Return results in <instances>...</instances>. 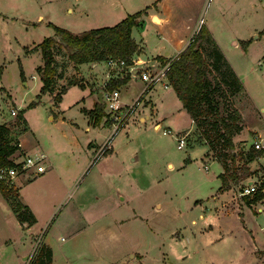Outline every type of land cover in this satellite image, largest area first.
Masks as SVG:
<instances>
[{
    "label": "rangeland",
    "instance_id": "1",
    "mask_svg": "<svg viewBox=\"0 0 264 264\" xmlns=\"http://www.w3.org/2000/svg\"><path fill=\"white\" fill-rule=\"evenodd\" d=\"M142 3V0H0V123H14L19 110L31 100H36L34 106L25 109L24 116L41 142L55 155L58 151L76 146L79 162L83 163L84 157L89 160L84 169L78 170V175L70 184L65 182L62 185L51 175L48 180L46 176L50 171L47 167L34 176L19 174L13 179L11 186L17 189L19 183L17 190L21 195L18 198L29 208L34 221H18L9 200L0 195V264H29L27 259L21 258L22 255L28 253L33 244L28 254L32 257L34 250L46 238L53 247V264H118V261L131 259L129 256L134 252L143 254L142 264H242L241 242H238V238L231 236L213 246L203 245L200 239L199 224L210 220V215L219 206L218 201L214 202L210 196L218 187L217 174L221 167L211 153L205 154L206 144L199 138L189 115L181 109L176 95L163 86V78H159L152 89V84L149 85L130 103V107L128 104L120 108L122 111L129 108L123 122L118 124L112 120L102 106V126L93 127L89 122L92 126L89 124L88 131L84 130L85 116L81 112L84 107H79H91L92 96H86L85 102L72 105L77 95H84L82 89L78 88L80 92L77 89L69 90L57 106L53 104V95L63 84V80H57L59 85L56 89L36 98L40 83L32 74L35 66L41 62V56L38 52L24 55L22 45L38 43L46 36L57 38L50 24L73 32L111 25L103 24L110 21L105 19L111 10L121 5L137 10ZM200 7L202 21L223 14L225 24L221 28L217 25L213 27L219 36L221 33L222 47L240 71L247 90L248 95L242 91L233 97L232 102L241 115L244 127L233 141V151L238 156L241 154L233 166L242 172L244 154L248 148H255L253 144L259 142L258 150H264V111H261L264 110V34L254 30L259 29L264 21V0H203ZM254 31L261 36L253 38ZM144 34L148 35V46L157 40L164 41L154 30L144 31ZM134 35L137 36L135 32ZM233 38L239 47L233 46ZM239 39L249 40L251 44L242 48ZM166 49L171 51L172 48ZM65 56L64 49L56 50L57 60L64 63ZM171 57L164 55L156 62ZM133 58L132 62L135 63ZM149 62H142L140 68L149 65ZM19 64L25 76L23 80L28 81L27 86L19 76ZM100 65L95 74H87L86 69L78 68L74 76H83L90 81L95 79L97 90L106 80L99 77V73L104 77L107 73L113 77L119 75L115 67L110 68L104 62ZM96 74L98 76L95 77ZM99 78L101 80L98 81ZM139 84L144 86L139 73L129 75L126 83L118 88L119 98H132ZM146 93L154 101L153 106L146 99ZM152 108L154 111L150 117L139 120L135 116L136 111L139 116L143 112L149 114ZM11 109H16L15 115L10 114ZM50 115L52 118H49ZM159 116L161 119L157 118ZM157 119L159 127L155 129L154 121ZM114 125H117L116 128ZM181 126L188 127L186 143L177 149L174 134L178 133ZM13 127L16 140L24 137L22 146L25 151H29L28 148L35 145L36 140L35 136L29 134L25 120L22 119L21 123ZM111 128L115 129L107 137L110 141H104L95 149H88L90 140L100 143ZM167 128L172 132H165ZM257 132L262 140L256 135ZM108 144L111 148H108ZM23 155L21 148L15 150L11 158L19 160ZM261 155L263 158L255 157L257 164L253 163L254 175L245 178L247 181L251 179L257 188L264 180L260 177L264 151ZM131 157L136 158L131 161ZM167 161L172 163L171 167H168ZM203 163L208 165L207 170L202 168ZM34 182L44 190L34 189ZM243 183L237 181L235 186L239 196H242L239 189ZM107 193L111 194L113 202L128 200V205L134 208L128 213L119 211V220L133 214L136 218L120 222L102 218L90 222L76 213V202L89 205L96 196ZM121 196L122 201L119 198ZM58 200L49 219L43 222L50 205ZM28 204L36 207V213ZM253 214L258 215L257 219L263 225L264 212ZM64 220L69 221L67 227L61 226ZM237 222L238 219H234L233 225ZM83 227L80 235L73 238L69 236V232ZM218 231L213 226L215 237L220 233ZM259 253L264 255V248Z\"/></svg>",
    "mask_w": 264,
    "mask_h": 264
},
{
    "label": "trees",
    "instance_id": "2",
    "mask_svg": "<svg viewBox=\"0 0 264 264\" xmlns=\"http://www.w3.org/2000/svg\"><path fill=\"white\" fill-rule=\"evenodd\" d=\"M143 12L140 10L127 14L113 25L89 28L79 32H72L50 24L57 38L46 36L37 44L42 63L35 68L41 81L36 98H39L40 94L51 92L54 89L56 78L62 76L65 69L63 67L68 62L78 64L105 61L109 57H117L123 59L126 65L132 64V56L137 51L138 45L132 39L130 32L131 28L139 22ZM259 33H264V27ZM248 41L242 40L241 47L245 48ZM59 49H64L66 52L64 63L56 59V50ZM162 58L158 56V59ZM57 65L61 67L59 72ZM19 76L22 80L24 79L20 64ZM165 77L182 107L190 116L199 138L206 144L208 154L211 153L222 166V171L217 175L220 179L219 188L248 177L252 172L246 163L255 159L264 150L248 148L244 154L245 161L242 172L233 166L238 153L233 151L232 137L239 133L243 126L241 115L232 102L233 97L245 90L240 78L204 24L199 25L186 46L172 57L165 71ZM125 81V77L111 78L108 80L106 88L109 90L117 88ZM70 85L82 88L84 84L81 78L74 75L67 77L66 82L53 95L54 104L60 101L61 94ZM36 103V100H31L26 107H32ZM23 111V109L19 110L14 123H0V167L12 165L11 154L15 150H19L15 145L13 126L21 123L24 119ZM81 111L88 117L92 125L99 124L101 117L104 116L102 104L97 101L91 109H81ZM263 188L264 180L260 182L253 195L243 196L250 197V201L257 200L263 195ZM0 195L9 200L10 208L18 221L26 223L34 221L29 208L19 200L17 189L0 181ZM50 262V247L44 243L39 244L34 250L29 264H50Z\"/></svg>",
    "mask_w": 264,
    "mask_h": 264
},
{
    "label": "crops",
    "instance_id": "3",
    "mask_svg": "<svg viewBox=\"0 0 264 264\" xmlns=\"http://www.w3.org/2000/svg\"><path fill=\"white\" fill-rule=\"evenodd\" d=\"M234 1L236 2L238 0H234ZM142 2L143 3L141 4V7L137 10L126 8L125 5L118 6L114 10H111V12H109L110 14L106 15L105 20H110V21L103 23V24H109L110 23L111 25H113V24L117 23L118 21H120L122 18H124L127 14L134 13V12L140 11V10L144 11L139 18V22L137 23V25H135L131 28V32H130L132 39L138 45L137 51L133 54V57H134L133 59L135 62L134 65L137 66L134 68V70H136V74H137V71L141 69L140 66H141L142 62H144V61L146 62L147 60H149L150 62H149V65H147V66L152 65L154 68L157 65L156 60H158V56H161V57H164V55L175 56L179 51H181L186 46L189 38L198 29L199 25L204 24L207 27V29L209 30L214 41L217 43V45L220 48L221 52L223 53L224 57L226 58V60L231 65L232 69L237 74V76L240 78L242 85L244 87L245 93L247 94V90H246L245 84L243 82V77L240 74V71H238L236 69L234 63L232 62L230 57L225 53V51L222 47L221 33H219L220 34V36H219L213 27V25H217L221 28L225 24V19H224L222 13L216 14L215 17H211L208 20L202 21V18H200L199 13H200V8H201L200 4H201V2H203V0H142ZM68 10H70V8H68ZM240 10H242V8H240ZM110 16H112V17H110ZM213 18L217 22H215V20ZM101 26H108V25H101ZM259 26H260L259 29H254V30L255 31L259 30V32H260L262 30V28L264 27V21H262L261 25H259ZM98 27H100V26H98ZM82 30H85V29H82ZM82 30H80V31H82ZM148 30H154L155 33H157L159 36L163 37L164 41L157 42L158 41L157 40L155 43H152L151 45L148 46V44H149L148 43V35L144 34L145 36H143V32L144 31L146 32ZM220 31H222V29H220ZM255 31L253 32V34H254L253 38L256 39V38H259L261 35H259V33L255 32ZM134 32L137 34V36L134 35ZM261 34H264V33H261ZM239 40H240L239 41V44H240V42L242 40L241 39H239ZM38 43H27V44L22 45L23 54L24 55H30L34 52H38L40 54V51L37 47ZM231 43L233 44L234 47H239V45L237 46V42L234 38L231 39ZM250 44H251V42H249L246 45V48ZM28 46H30V47H28ZM167 47L172 48L171 51L169 49H166ZM103 62L105 63V61H92V62H83V63H78V64H72L71 62H68L66 64V66L63 67L65 69L63 70L62 76L57 77L56 81L57 80H63L62 83L64 84L66 82V78L71 76V75H74V73L77 72L78 68L79 69H82V68L86 69L85 73H87V74H95L96 72H98V67H100L101 66L100 64ZM41 63H42V59H41V62L39 64H37L36 66L40 65ZM36 66H35V68H36ZM35 68H34V72L32 74V77H34L41 85V81L39 79L37 72L35 71ZM60 69H61V67L57 65V71L58 72ZM68 70H70V72H68ZM118 74H119L118 78H120V77L124 78L125 77L126 81L129 78V76L124 72H120ZM99 75H100L99 77H102V79L106 78L105 81L109 80V79H107V77H104V75L102 73H99ZM84 76H85V74H84ZM96 76H98V74H96L95 77ZM80 78L84 84L83 87L80 88L77 85L68 86L66 88V90L61 94L60 101H58L56 103L57 106H59L58 103L62 101L63 96L69 90H71V89H77L78 90V88L83 90L84 95L83 96L80 94L77 95L76 100L74 101V103H72V105H78V104H80V102H85L84 99L86 96H92V100H91L92 105H91V107H85L82 105L79 107L80 109L83 107H84V109L86 108V110L91 109L95 101L99 102L98 98H96V97H97L98 93L102 91V87H99L97 90H95V87L97 85L95 79L90 81L89 79H86V77H83V76ZM160 78L164 79L163 86H166L171 92L174 93L172 87L167 82L166 77L162 76ZM87 80H89L90 82H88ZM99 80H101V78H99L98 81ZM126 81L124 83H126ZM22 83L25 84V86L28 85V81L26 79L23 80ZM40 85H39V87H40ZM58 85L59 84H57V82H55L54 89H56V86H58ZM119 86L116 88L117 90H118ZM153 86L154 85H152V87L150 89H152ZM142 87H143V85L140 86V84H139V86H138L139 89H137V92L130 99H128L125 96L120 97L119 100H120L121 106H126V105L132 103L134 101V99L138 95H140V92L142 91ZM47 93L49 94V92H47ZM146 94H145L147 96L146 99H148V102H150V104L153 106L152 102H154V101H151V98L149 97L148 93H146ZM178 101L180 102L179 99H178ZM127 102H129V103H127ZM180 104H181V102H180ZM18 107H16V108L19 109ZM143 107L144 106H142V108ZM26 108L27 107L22 108L24 110L23 111V117L25 119V123H26V127L28 128V132L30 135L35 136L34 139L36 140L35 141L36 143L34 142L35 145L28 148L29 151H25L22 144H21V146H22L21 148L23 149L24 152L29 153V154L36 153V152L44 153L46 167L50 171L49 172L50 174L48 176H46V178L48 180H49V177L51 175V177L55 176L58 179V183H61L62 185H64L65 182L67 184H70L72 182V180H74L76 178V176L78 175V170L84 169V167L87 165L89 160H85V157H84V159H83L84 162L83 163L79 162V160H80V158H78L79 152H76L77 151L76 146L73 148H70V149L67 148V149H65V151H58V153H57L58 156L55 155L53 153V151H51L49 149V147L47 148V146L43 142H41V139L38 138L35 135V133L32 131V127L29 126V124H28V122L24 116ZM181 109H183L186 112V110L182 107V104H181ZM142 110L144 111V109H142ZM153 111L154 110L152 108V111H150L149 114L148 113L144 114V112H143V114L141 116L137 115L138 113L136 111L135 116H137V118L139 120H141L142 117L143 118L144 117H146V118L150 117L153 114ZM261 111H264V110L261 109ZM84 116H85L84 130L88 131V130H90L91 124L89 123L88 117L85 114H84ZM49 118H52V115H50ZM157 118L161 119L160 116ZM190 120H191V118H190ZM191 124H193L192 120H191ZM178 125H180V124H178ZM95 126L96 127L102 126V124L100 123L98 125H93V127H95ZM158 127H159V122L157 119L154 121V128L157 129ZM193 127H194V125H193ZM243 128L244 127H242V129ZM167 129L171 131L170 128H167ZM187 129H188V127L185 128V126H181L179 128L178 132L179 131H187ZM194 129H195V127H194ZM242 129L240 130V132L242 131ZM111 131H113V128H111V130L108 132L107 136L100 143H97L96 140L95 141L90 140L87 143L88 149H95L97 146L102 144L104 141H106V140L110 141V139H107V137L111 133ZM240 132L235 134L232 137V141H234L235 136H238L240 134ZM256 135L260 136V138L262 140V136L259 135L258 132L256 133ZM24 141H25V138L22 141V143ZM262 141H264V140H262ZM109 147L110 146L108 144V148ZM206 153H208V149L205 152V154ZM260 157L263 158V155L260 154L256 158H260ZM135 158L136 157H131L130 160L134 161ZM216 161L220 164V162L218 160H216ZM256 161H257L256 159H253V160L246 163V166L252 172L251 174H253L252 170L254 169L253 163L257 164ZM167 165H168V167H171L172 163L170 161H167ZM220 167H221V170H220V172H221L222 171L221 164H220ZM202 168L204 170H207L208 165L203 163ZM260 175H261L260 177L264 179V169H263V172L260 173ZM248 178H249V176H248ZM218 181H219L218 187H217L216 191L211 194L210 197L214 202L218 201L219 206L215 209L213 214L210 215L211 219L204 221V222H201V224H199V228H198L199 229L198 234L200 236V239H201L203 245L213 246V245L217 244L218 242H220L221 240L223 241V239H227L231 236H234V237L238 238L237 239L238 242L239 241L241 242V244H240L241 261L240 262H242V264H249V263L250 264H261L264 261V255H263V253H259V251H261L264 248V224L260 225V223L257 219L258 215H254L253 213L264 212V194L261 196V198H259L257 200L250 201V197L239 196L236 193L235 186H236L237 182L236 183H229L227 186H225L223 188H219V186H220V179L219 178H218ZM239 181L247 182V180H245V179L239 180ZM28 183H30V182H28ZM31 183H33V182L31 181ZM34 184H35V185H33L34 189H37L38 191L44 190L43 187L36 185L37 182L36 183L34 182ZM18 187H19V183H18ZM18 187H17V189H18ZM263 191H264V189H263ZM19 195H21V194L18 191V196ZM119 198L122 201L123 197L121 196ZM59 200L56 202L54 201L53 205H50V207L48 208V210H49L48 214L45 216V218H43V220H44L43 222H46L49 219L50 214H52V212L55 209V207L57 206ZM28 205L36 213V209H35L36 207L34 205H31V204H28ZM132 208H133V206L128 205V200H124L122 202H118V200H116V202H113V200L111 199V194H109V193L104 194L101 197L96 196L94 201L89 205H85V204L83 205L80 201L75 203L76 213L82 219H84V220L87 219V221H90V222H94V221L96 222L97 220L102 219V218L110 219L113 222H116V221L120 222V221H123L126 219L128 220L130 218L135 219L136 215L133 214V213H135V211H134L132 213L133 215L131 217L119 220V216H118L119 211H124V212L128 213L131 210L133 211L134 208L133 209ZM251 209H252V211H251ZM35 215L37 217V214H35ZM199 217L201 219L203 218L201 213H199ZM234 219H238V222L235 225H233ZM221 220H223L222 223H220ZM67 222L69 223L68 220H64L61 223V226L67 227V225H68ZM192 222H194L193 219H192ZM225 224L227 227H225ZM213 226L217 227L219 229L218 232H220L216 237L213 234ZM221 227H222V229H221ZM84 228L85 227H83L82 229H77L75 231L69 232V236H71L73 238L77 235H80L82 233V231L84 230ZM43 243L48 245L51 249V262H50V264H53V247H52V244L49 243L48 238H46ZM32 247H33V244L30 245V251L28 253L22 255V257H21L22 259L25 258V256L31 252ZM129 257L131 259H126L124 261H118V264H137L139 262L141 264L143 263L142 262L143 261V254H141L139 252H134Z\"/></svg>",
    "mask_w": 264,
    "mask_h": 264
},
{
    "label": "built area",
    "instance_id": "4",
    "mask_svg": "<svg viewBox=\"0 0 264 264\" xmlns=\"http://www.w3.org/2000/svg\"><path fill=\"white\" fill-rule=\"evenodd\" d=\"M170 59H165L163 62L157 63L156 67L153 68V66H144L140 70L137 71V74L139 73L140 78L144 82V86L142 88V91L140 94L149 86L153 85L160 77L165 76V71L169 65ZM105 64L110 68H116L117 72H124L128 76L131 74H136V71L133 72L134 68L137 67L134 65L135 63L132 62V64L126 65L124 60L117 57H109L105 60ZM107 79L116 78L118 76H111V74L107 73L106 75ZM108 81H104L102 83V102L103 107L107 110V112L111 115L112 120H116L117 123L123 122L122 120L127 115V112L129 111V108L125 110H120L122 107L119 100L118 90L116 88L113 89H107L106 84ZM134 102V101H133ZM132 104V103H131ZM129 104V107L130 105ZM10 114H16V109H11ZM118 123V124H119ZM117 125H114L116 128ZM113 128V129H115ZM165 131V130H164ZM165 132H170V130H166ZM174 138L176 141V147L178 149L182 148L184 144L186 143V136L187 131H179L178 133L174 134ZM24 140V137H18L16 140L15 145L18 147V149H21L22 141ZM255 149L260 148V143L255 142L254 144ZM13 164L9 166H3L0 167V181L4 182L7 185H12L13 179L19 176V174H28V176H34L36 174H39L43 172L46 168L45 166V155L42 152H36V153H26L24 152V155L19 160H13ZM256 184L252 181L251 183L244 182L242 186H240L239 194L240 195H253L257 191ZM37 246V245H36ZM35 246V247H36ZM34 247V248H35ZM28 263L31 259V255H28V258H26ZM27 264V263H26Z\"/></svg>",
    "mask_w": 264,
    "mask_h": 264
},
{
    "label": "water",
    "instance_id": "5",
    "mask_svg": "<svg viewBox=\"0 0 264 264\" xmlns=\"http://www.w3.org/2000/svg\"><path fill=\"white\" fill-rule=\"evenodd\" d=\"M135 71H136V70H133V72H135ZM97 98H98V101H99V102L102 104V106H103L101 92L98 93ZM251 182H252V180H248L246 183H251ZM26 258H28V255L25 256V259H26Z\"/></svg>",
    "mask_w": 264,
    "mask_h": 264
}]
</instances>
